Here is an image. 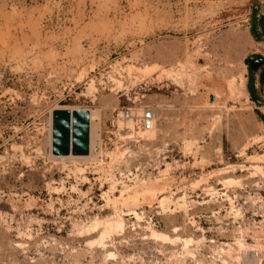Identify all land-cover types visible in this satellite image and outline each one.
Wrapping results in <instances>:
<instances>
[{
    "label": "rangeland",
    "instance_id": "obj_1",
    "mask_svg": "<svg viewBox=\"0 0 264 264\" xmlns=\"http://www.w3.org/2000/svg\"><path fill=\"white\" fill-rule=\"evenodd\" d=\"M260 1L0 0V264H264ZM61 109L92 159H55Z\"/></svg>",
    "mask_w": 264,
    "mask_h": 264
},
{
    "label": "water",
    "instance_id": "obj_2",
    "mask_svg": "<svg viewBox=\"0 0 264 264\" xmlns=\"http://www.w3.org/2000/svg\"><path fill=\"white\" fill-rule=\"evenodd\" d=\"M246 65L257 71L264 59L257 56L247 59ZM73 134V139L71 135ZM83 149V154L90 150V118L88 111L56 110L54 113V150L59 154H76Z\"/></svg>",
    "mask_w": 264,
    "mask_h": 264
},
{
    "label": "built area",
    "instance_id": "obj_3",
    "mask_svg": "<svg viewBox=\"0 0 264 264\" xmlns=\"http://www.w3.org/2000/svg\"><path fill=\"white\" fill-rule=\"evenodd\" d=\"M258 4L260 5V13L258 14V17L259 19H261L264 17V0H261ZM251 13H252V10L248 14V18L246 20V22L249 23V25H250V20H251ZM251 55L260 56L264 59V41H259L258 49L254 50L251 53ZM256 87L258 88L260 95L264 99V90H261L259 83L256 84ZM214 101H216L215 95H214ZM262 107H264V104L255 106L256 109L261 110L264 113V111L262 110ZM122 117L123 119H134L138 128L143 131L153 130L155 127V123H156L154 111L149 106H145L141 108L139 114H137L135 112V109L133 108H126L122 111Z\"/></svg>",
    "mask_w": 264,
    "mask_h": 264
},
{
    "label": "bare ground",
    "instance_id": "obj_4",
    "mask_svg": "<svg viewBox=\"0 0 264 264\" xmlns=\"http://www.w3.org/2000/svg\"><path fill=\"white\" fill-rule=\"evenodd\" d=\"M233 88V87H232ZM239 93L244 96L245 98L248 99V93L246 91V78L245 76H242L241 80H240V89L238 90ZM246 99V100H247ZM262 110L264 111V107H262ZM74 111H76L74 109ZM73 111V112H74ZM78 111H83V110H79ZM96 110H91L90 111V114H89V118H90V150H89V155L86 157V156H75L74 154L72 155H69L67 157H64V156H56L55 159H58V160H65L67 158H73L75 160H90L92 159V157L94 156V143H95V139H96V128L94 126V123H93V119H94V113H95ZM72 112V113H73ZM126 120H133V119H126ZM129 125V124H128ZM131 128H133V125L130 124ZM143 131V130H142ZM152 131V130H151ZM144 133L145 132H150V131H143ZM154 133H149V136L148 137H151L153 136ZM143 135V134H142ZM259 159V158H258ZM255 163H258L259 161H254ZM261 162V161H260ZM136 194V193H135ZM134 195V194H133ZM136 196V195H135ZM147 196V195H146ZM130 197V196H129ZM145 197V195L143 196ZM138 197H136V200H137ZM147 198V197H146ZM149 198V197H148ZM152 199V198H151ZM137 215V214H136ZM112 224V223H110ZM108 225V224H107ZM117 226V225H116ZM105 230V229H104ZM110 231V230H109ZM108 233V232H107ZM153 235L156 236V237H162V238H167L166 235H163V234H158L156 232H153ZM254 252H255V249H253ZM254 254V253H253Z\"/></svg>",
    "mask_w": 264,
    "mask_h": 264
},
{
    "label": "crops",
    "instance_id": "obj_5",
    "mask_svg": "<svg viewBox=\"0 0 264 264\" xmlns=\"http://www.w3.org/2000/svg\"><path fill=\"white\" fill-rule=\"evenodd\" d=\"M258 42V44H259V41H257ZM248 81H249V79H248ZM247 81V82H248ZM248 93H249V95L251 96V93H250V91H249V89H248ZM255 106H258V104L253 100V102H252ZM261 111V110H260ZM261 113L263 114V116H264V113L261 111Z\"/></svg>",
    "mask_w": 264,
    "mask_h": 264
}]
</instances>
